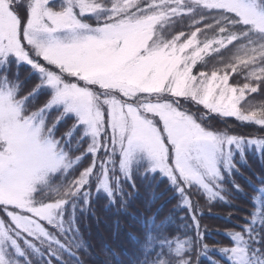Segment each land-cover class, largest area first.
I'll list each match as a JSON object with an SVG mask.
<instances>
[{
    "label": "snow or ice",
    "instance_id": "obj_1",
    "mask_svg": "<svg viewBox=\"0 0 264 264\" xmlns=\"http://www.w3.org/2000/svg\"><path fill=\"white\" fill-rule=\"evenodd\" d=\"M210 55L220 58L194 72ZM22 65L35 83L21 97ZM256 95L264 0H0V264H84L81 218L94 214L95 193L126 212L137 178H163L185 214L178 235L146 217L122 264H264V175L259 188L249 180L255 194L234 179L249 154L264 162ZM221 117L224 128L209 123ZM233 191L251 207L224 233L228 245L210 247L194 197L231 204Z\"/></svg>",
    "mask_w": 264,
    "mask_h": 264
},
{
    "label": "trees",
    "instance_id": "obj_2",
    "mask_svg": "<svg viewBox=\"0 0 264 264\" xmlns=\"http://www.w3.org/2000/svg\"><path fill=\"white\" fill-rule=\"evenodd\" d=\"M211 22V21H209ZM191 21L185 20L184 25L190 24ZM178 30L188 32L192 29L188 27H180ZM209 35H211L209 33ZM200 39H203L201 36ZM235 52L232 49L229 52L223 53L224 57H229ZM220 57L209 56L207 58L208 69L201 66H197L194 72H199L201 70H210L212 65L215 64L216 60ZM25 66L22 65L19 69L20 72V82L22 88L28 87L30 84L33 86L35 81L26 79L28 78ZM241 79V78H237ZM21 88V89H22ZM43 97L39 98V102L43 101ZM264 97L259 95L255 96V100H262ZM35 101V100H34ZM34 101L29 103V106L36 107L32 104ZM189 108L192 113L198 111L195 105H185ZM200 112L201 110L199 108ZM57 115L56 112H52L49 122L52 118ZM211 125L215 128L225 127V124H221L218 118L211 119L209 121ZM236 121L229 118L226 122L227 126L235 127ZM72 120H66L62 122L57 129L56 135L59 137L62 133L67 132L71 128ZM242 133H253L255 134L258 129L256 127H241L239 129ZM79 155V153H75ZM87 161H85V166ZM240 171L243 175L237 174L234 179L238 183L245 193L255 194L253 192L252 186L249 184V180L252 184L259 188L261 185L258 176L264 175V162L259 160L257 156L249 154L247 165L240 166ZM159 182L153 181L151 179H136V188H128L129 192H133L130 198L129 207L126 212L116 213L114 207H105L107 203L106 194L102 191L95 193V199L93 200L92 207L93 212H89L86 216L81 218V231L83 233V240L88 246V251L91 255H85L83 252L78 253V255L83 259L84 264H104L105 260H109L110 264H122V262H127L130 258L134 257L140 244L133 237H139L142 231L141 221L146 217L155 215L157 222L164 220L167 225V231L179 234L175 225L180 224L178 217L185 214L184 211H173V209L179 203V198L174 196L171 190L168 189L166 182L163 178H158ZM230 188L231 185H228ZM152 193L155 194V200L152 201ZM195 200L199 201L200 208L203 211V215L200 217V224L208 229V233L205 235V242L209 244L210 247L218 248L221 246H226L229 244V237L224 235L233 229L235 223H237L241 217L247 214V209L251 207L248 199L245 195L241 193L234 192L228 196L231 200V204H226L222 202H215L209 204L204 196L199 195L194 197ZM150 205V208H149ZM233 214L230 220L225 219ZM238 230V229H237ZM220 241L221 244L216 242ZM115 252L116 255L113 256L112 253ZM213 259H220L221 257L216 254L213 255L209 253ZM201 264H207L206 260H202Z\"/></svg>",
    "mask_w": 264,
    "mask_h": 264
},
{
    "label": "rangeland",
    "instance_id": "obj_3",
    "mask_svg": "<svg viewBox=\"0 0 264 264\" xmlns=\"http://www.w3.org/2000/svg\"><path fill=\"white\" fill-rule=\"evenodd\" d=\"M25 66V68H24V70H26V71H28L27 72V75H28V73H29V71H30V68H29V66H27V65H24ZM27 81H29V80H33V81H35V79L33 78V79H26ZM31 88H32V86H31V84L28 86V87H25V88H22L21 89V91H20V96L22 97V96H24V95H26L30 90H31ZM40 97H43V96H38L36 99H35V101L32 103V104H35L36 105V107H32L31 105L29 106V108H30V110H35L36 108H38V107H41L42 106V104H43V102H44V100H45V96H44V99H43V101H41V102H39L38 100H39V98ZM257 101V100H256ZM260 100H258V102H259ZM201 110H204L203 108H202V106H200L199 107ZM219 119V122L221 123V124H225V122H221L222 120H223V118L221 117V118H218ZM233 119V118H232ZM228 121V120H227ZM226 121V122H227ZM221 128H223V127H221Z\"/></svg>",
    "mask_w": 264,
    "mask_h": 264
}]
</instances>
